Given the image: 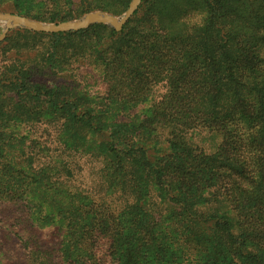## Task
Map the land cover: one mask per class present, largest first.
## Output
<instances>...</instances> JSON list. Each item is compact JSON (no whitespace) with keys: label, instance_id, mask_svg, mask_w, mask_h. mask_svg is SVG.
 I'll use <instances>...</instances> for the list:
<instances>
[{"label":"trees","instance_id":"obj_1","mask_svg":"<svg viewBox=\"0 0 264 264\" xmlns=\"http://www.w3.org/2000/svg\"><path fill=\"white\" fill-rule=\"evenodd\" d=\"M224 2L228 0H205L206 15L198 25L171 22L169 26L160 20L140 36L145 44L137 41L123 52L127 67L115 79L121 94L127 91L142 100L154 86L166 83L167 92L152 105L154 116L149 122L155 124L153 129L168 130L166 142L175 145L176 152H160L157 158L141 138L142 126L121 117L58 115L47 124L59 131L67 125L83 130L81 137L101 139L96 148L102 144L104 149L99 155L105 163L101 172L110 202L78 194L84 201L80 218L88 225L76 238L77 231L55 199L67 195L71 204L79 202L69 195H76L68 188L75 182L70 166L36 168L34 156L23 155L22 164L1 167L11 177L0 179V205L3 210L13 208L6 211L11 228L28 226V234L37 237L0 229V245L16 244L21 235L37 264H113L119 255L139 264H238L240 260L264 264V38L242 36L226 26ZM150 7L151 1L143 0L128 22L142 19L140 11ZM20 32L55 42L86 30L53 35ZM111 33L128 41L139 29L125 25ZM171 61L181 67L170 70ZM20 69L16 64L0 68V88L14 99L40 98L44 87L26 82L22 75L27 69ZM183 76L188 80L179 82ZM61 104L67 112L65 100ZM70 104L73 110L75 103ZM32 122L44 121L34 117ZM191 131L205 134L211 152L187 142ZM92 152L88 155L94 157ZM32 190L53 211L57 206L63 224L56 227L60 234L54 241H60L51 245L56 247L43 249L42 235L30 227L26 194ZM70 248L83 256L69 257Z\"/></svg>","mask_w":264,"mask_h":264},{"label":"rangeland","instance_id":"obj_2","mask_svg":"<svg viewBox=\"0 0 264 264\" xmlns=\"http://www.w3.org/2000/svg\"><path fill=\"white\" fill-rule=\"evenodd\" d=\"M150 1L151 7L140 11L139 15L143 16L142 19L138 21L134 19L132 24L130 22L125 24L131 29H139L138 35H133L128 38V41L114 36L111 31H115L107 25H93L86 30L85 34L79 36L70 34L55 42L49 37L34 36L22 33L20 30L10 31L0 42L1 70L4 66L16 64L21 67L20 70L27 69L22 79L25 77L26 82L37 83L44 87L40 92L42 95L40 98L27 97L25 100L14 99L12 93L5 88H0V179L11 177L7 172L1 171V167L13 166L11 164L14 162L22 164L23 155L26 154L34 156L36 168L48 165L58 169L69 165L75 182L73 187L68 188L70 192L76 193V195L71 193L69 195L76 196V200L80 203L71 204L67 195L64 198L56 196L55 199L66 212L72 228L77 231L76 238L81 236L80 232L88 225L87 220L80 218L84 201L78 194H86L97 202L104 201L107 204L111 199L106 193L101 172L102 164L105 163L99 154H104V149L102 144L96 148L100 138L94 139L89 135L85 138L81 137L84 135L83 130H73L67 125H63L59 131L58 126L47 124L49 120L62 113L63 116L74 115L78 118L87 115L121 117L124 121L142 126L141 138L151 146V152H155L157 158H161L160 152L165 155L176 152L177 147L166 142L170 137L168 130L153 129L155 124L149 122V119L154 116L152 105L161 100L167 92L166 83L154 86L153 90L141 100L131 96L127 91L121 94L118 91L120 85L116 84L115 79L120 77V71L127 67L124 64L123 52L130 51L132 44L137 41L144 44L147 42L145 39L144 41L140 39L145 30L149 31L153 25L157 27V22L160 20L169 22V26L171 22L198 25L205 18L206 5L205 0ZM130 2L131 0H18L17 2L0 0V13L26 16L35 21L58 24L79 20L93 12H105L120 18ZM223 21L226 26H232L233 31L239 35L249 37L253 34L264 38V0L224 2ZM2 30L3 24L0 23V34ZM261 45H264V40ZM262 52L264 54V49ZM168 67L170 70L171 68L177 70L181 67V63L171 61ZM32 71H34L33 74ZM28 78L30 81H27ZM181 78L179 82L188 80L186 76ZM114 86L118 87L114 88ZM62 100L67 103V112L62 109ZM71 102L75 103L73 110L70 109L71 106H68ZM34 117H39L44 122H32ZM57 134L61 140L60 144L57 141ZM186 140L198 150L211 152L207 147L204 133L188 132ZM83 148H85L84 151ZM93 149L99 151L92 152ZM89 152H92L94 157L89 156ZM176 162L177 165L181 164L179 161ZM12 177L19 178L14 174ZM185 180L191 182L193 179L185 178ZM65 193H68L66 189ZM103 194L104 197L101 198ZM26 200L29 204L27 206L29 219L33 223L29 221L30 227L42 235L41 247L43 249L56 247V245L51 246L55 243L59 244L60 241V239L54 241L55 235L60 234L56 227L63 224L55 212L57 206L53 211L36 190L26 194ZM3 207L4 205H0V229L3 232L37 237V234L33 232L28 234V226L25 229L19 226L15 229L11 228L9 226L11 220L6 219L8 218L6 211L13 208L3 210L5 209ZM12 218L17 217L12 215ZM21 235L16 244L0 245V264H37L29 254L28 245ZM66 254H70L69 257L73 259L83 256L81 252L72 248L68 249ZM134 263L139 264L136 261ZM134 263L119 255L117 262L113 264ZM145 264L153 263L147 261ZM238 264L247 263L240 260Z\"/></svg>","mask_w":264,"mask_h":264},{"label":"water","instance_id":"obj_3","mask_svg":"<svg viewBox=\"0 0 264 264\" xmlns=\"http://www.w3.org/2000/svg\"><path fill=\"white\" fill-rule=\"evenodd\" d=\"M142 1L143 0H131L127 10L120 18L105 12H93L85 15L79 20L65 21L58 24H48L20 15L0 13V23L3 24L0 42L5 39L7 33L13 30L53 35L76 33L87 30L93 25H107L115 32H120L125 24L133 17Z\"/></svg>","mask_w":264,"mask_h":264}]
</instances>
